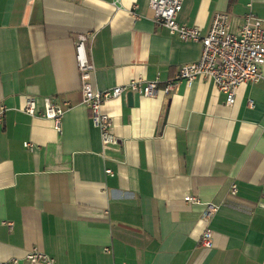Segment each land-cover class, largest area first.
Returning <instances> with one entry per match:
<instances>
[{"label":"crops","instance_id":"1","mask_svg":"<svg viewBox=\"0 0 264 264\" xmlns=\"http://www.w3.org/2000/svg\"><path fill=\"white\" fill-rule=\"evenodd\" d=\"M218 12L236 32L249 13L264 21V0H183L177 21L205 33ZM82 34L95 90L161 81L154 97L102 104L116 144L102 145L83 103ZM199 52L154 22L148 0H0V261L29 264L36 246L55 264H264V65L232 105L203 78L165 92ZM29 97L62 106L60 132L24 112ZM206 203L218 205L210 248Z\"/></svg>","mask_w":264,"mask_h":264},{"label":"built area","instance_id":"2","mask_svg":"<svg viewBox=\"0 0 264 264\" xmlns=\"http://www.w3.org/2000/svg\"><path fill=\"white\" fill-rule=\"evenodd\" d=\"M183 0H148V6L153 12L156 24L167 29L171 35H176L181 41L198 43L199 56L196 60L181 64L174 75L166 80L164 91L169 92L179 81H185L190 86L195 79L211 80L216 89L225 95L226 105L235 102L237 88L247 82H257L262 78L261 67L264 65V21L253 14H247L241 27L233 32L230 29L229 15L226 12L216 13L208 30L203 33L197 26L187 25L177 21ZM87 35H79L75 42V61L81 83L83 103L89 109L92 124L100 131L103 146L116 144L117 138L111 132L112 120L102 112L104 102L120 97L124 93H137L144 97H154L158 92L160 79L145 80L142 77L130 79L126 83L114 85L105 90H95L92 87L91 74L94 66L89 59ZM252 106L253 102L248 101ZM28 115H39L50 120L55 131L60 132L64 110L50 97L43 98L41 110H37L35 97H29L24 106ZM5 111L0 106V122ZM24 146L31 147L32 143L25 142ZM111 174V169H106ZM235 192V185L231 187ZM186 201L195 202L192 196H185ZM218 211V205L206 203L201 212L204 222L200 234L199 245L204 248L212 246V230L210 221ZM106 251L109 249L106 247ZM29 264H55V259L36 246L25 255ZM17 259L0 261V264H17ZM122 264V263H119Z\"/></svg>","mask_w":264,"mask_h":264},{"label":"water","instance_id":"3","mask_svg":"<svg viewBox=\"0 0 264 264\" xmlns=\"http://www.w3.org/2000/svg\"><path fill=\"white\" fill-rule=\"evenodd\" d=\"M128 95H130V96H131V95H132V92H128Z\"/></svg>","mask_w":264,"mask_h":264}]
</instances>
